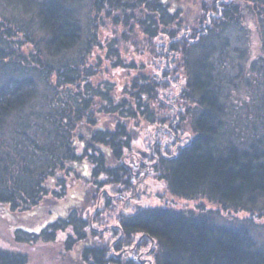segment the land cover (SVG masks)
Segmentation results:
<instances>
[{
  "label": "trees",
  "instance_id": "trees-1",
  "mask_svg": "<svg viewBox=\"0 0 264 264\" xmlns=\"http://www.w3.org/2000/svg\"><path fill=\"white\" fill-rule=\"evenodd\" d=\"M198 1L188 22L182 0H0V204L83 183L64 214L15 226L0 264H264V0ZM108 70L132 73L119 88ZM127 120L141 146L155 127L148 177L192 207L129 203ZM58 232L50 260L24 250Z\"/></svg>",
  "mask_w": 264,
  "mask_h": 264
},
{
  "label": "rangeland",
  "instance_id": "rangeland-1",
  "mask_svg": "<svg viewBox=\"0 0 264 264\" xmlns=\"http://www.w3.org/2000/svg\"><path fill=\"white\" fill-rule=\"evenodd\" d=\"M184 11H185V17L188 22H190L192 19L195 18L194 15H196V10L199 5L198 0H182ZM252 20L247 19V24H252ZM250 44L252 51H257L259 46V41L257 34L254 31H251L250 35ZM110 77L114 78L120 88V86L123 83H127L130 79L129 75L132 72L128 71H122V70H108L107 71ZM106 117L104 120V123H106L109 120V116H102ZM111 118V117H110ZM102 120V118H101ZM102 120V121H103ZM130 130L132 131L133 137L135 138V151L133 152V156L137 158V162L139 164V174H138V181L135 183L134 190L132 191V197L130 200V204L134 206H140V205H164V204H174L176 205H189L188 207H192V202H184L176 197H171L164 188L163 183L153 180L151 177H148V174L150 173L151 169V160H149V156L152 153L153 146L156 144L159 134L155 131V127H151L152 130L151 133V142L153 143L150 146H147L144 144V146H141V141L143 138V130L145 129V125L142 124L139 127V124H141L139 121L134 122L132 120H127ZM100 123H102L100 121ZM101 125V124H100ZM147 133V132H146ZM185 135L190 134V129L188 127V124H186L185 128ZM87 164L84 163L83 167L81 168V171L83 170L84 173L88 172ZM83 196V183L81 181L75 182L71 188L69 189L67 196L65 198L61 199H55L52 196H47L36 208L21 212V213H14L11 212L6 205L0 204V246L1 247H11L13 245L11 237H12V231L15 226L18 225H24V227L30 228V229H37L44 223L48 222L52 217L55 215H62L64 214L68 207L74 203L75 201L78 202V198L82 199ZM177 204H176V203ZM207 207L212 206L209 203H205ZM100 206V203L98 204ZM97 206V208H98ZM121 207V206H120ZM122 208V207H121ZM120 209V208H119ZM87 213L89 216L94 214L92 212V208L87 210ZM110 223L113 224L114 220L111 218ZM99 228V227H98ZM100 231L105 230L104 228H99ZM65 237V232H58V239L52 243L47 244L44 246L36 247V246H28L24 247V250L26 252L30 253V257L34 259L39 258H47L50 260L51 257L54 255L56 256V253L61 251V244ZM37 249V250H35ZM120 254V253H119ZM66 258H68L71 262L74 260V254L73 252H69L66 254ZM144 264H149L150 258L144 257Z\"/></svg>",
  "mask_w": 264,
  "mask_h": 264
}]
</instances>
